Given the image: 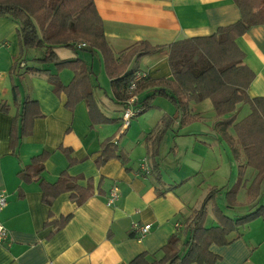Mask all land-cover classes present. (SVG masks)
Masks as SVG:
<instances>
[{
    "label": "crops",
    "instance_id": "obj_1",
    "mask_svg": "<svg viewBox=\"0 0 264 264\" xmlns=\"http://www.w3.org/2000/svg\"><path fill=\"white\" fill-rule=\"evenodd\" d=\"M92 2L104 48L56 46L44 62L34 59L45 48H23L18 24L0 16V192L7 200L0 264H131L140 255L149 264L168 260L172 240L178 257L188 243L198 245L200 260L183 264H264L260 216L234 225L225 243L199 238L193 220L210 189L220 191L205 202L202 229L219 225L218 212L243 217L235 209L260 198L259 206L264 196H247L254 171L246 168L239 181L241 161L216 127L210 100H174L168 63L171 43L236 23L238 7L232 0ZM141 42L156 49L140 54L133 47ZM234 44L251 74L247 95L264 98V24ZM134 71L146 75L138 101L147 108L122 130L112 80ZM36 157L43 158L39 173L31 167ZM144 158L151 171L141 175ZM113 185L119 198L107 207ZM132 223L150 229L138 239Z\"/></svg>",
    "mask_w": 264,
    "mask_h": 264
},
{
    "label": "trees",
    "instance_id": "obj_2",
    "mask_svg": "<svg viewBox=\"0 0 264 264\" xmlns=\"http://www.w3.org/2000/svg\"><path fill=\"white\" fill-rule=\"evenodd\" d=\"M232 1L240 11L239 21L219 28L210 36L171 43L168 47V63L175 87L173 98L178 104L182 97H188L193 102L210 100L217 118L216 127H219V132L226 137L233 158L241 161L239 181L246 168L254 171V177L247 188V196L255 200L260 193L261 183L264 182V98H250L247 95L246 89L251 74L241 65V54L235 47L234 39L250 26L264 24V0ZM0 16H7L18 24V38L23 48H45V54L39 59H34L40 62L53 60L52 48L56 46L76 49L75 43L83 42L86 47L104 48L102 22L92 0H0ZM133 48L140 54H149L156 49L146 42H141ZM133 53L136 54L135 51ZM67 63L61 61L58 64ZM136 72L141 71L124 74L112 80V85L121 95L122 104L125 99L124 91ZM145 80L146 75L136 83L137 95ZM241 105H248L250 112L244 119L236 122ZM146 106L138 101L142 112L146 110ZM230 129L234 134L233 138L227 135ZM42 161V157L32 160L31 167L34 172L39 173L42 170ZM219 191L220 189L216 188L208 191L193 220L200 231V240L216 244L226 242L225 235L235 227L234 225L242 226L258 216L264 218V206L235 221L226 219L218 212L216 216L220 221L219 225L202 229L200 222L204 215L205 202ZM234 195V191L230 192L229 205H232ZM195 240L197 237L193 242ZM175 249L172 240L164 248L168 260L153 261L149 264H183L200 260L196 255L198 245L194 243H188L187 251L182 257L176 255ZM131 264L148 263L140 255Z\"/></svg>",
    "mask_w": 264,
    "mask_h": 264
},
{
    "label": "built area",
    "instance_id": "obj_3",
    "mask_svg": "<svg viewBox=\"0 0 264 264\" xmlns=\"http://www.w3.org/2000/svg\"><path fill=\"white\" fill-rule=\"evenodd\" d=\"M76 49H82L85 48L86 45L83 42H77L75 43ZM144 73L142 72H136L133 75L132 82L128 84L124 91L125 99L122 104V110L120 113L119 122L121 125V129L125 130L129 125L131 120H133L135 117L141 114L142 110L138 107V95L136 93V83L140 81L144 77ZM150 173V167L147 159H143L142 162L139 165L138 174H149ZM119 198V189L116 185H113L107 195L106 198V206L112 207L115 205L116 201ZM6 195L4 192H0V213L6 206ZM131 229L134 233L137 234L138 239H141L144 237V235L149 231L150 225L144 224L139 225L138 223H132ZM6 239V229L5 227L0 223V244Z\"/></svg>",
    "mask_w": 264,
    "mask_h": 264
},
{
    "label": "rangeland",
    "instance_id": "obj_4",
    "mask_svg": "<svg viewBox=\"0 0 264 264\" xmlns=\"http://www.w3.org/2000/svg\"><path fill=\"white\" fill-rule=\"evenodd\" d=\"M260 7V6H259ZM249 112H250V110H249V107L247 106V105H241L240 107H239V110H238V112H237V116H236V122H238V121H241L242 119H244L248 114H249ZM136 118V117H135ZM134 118V119H135ZM132 121V120H131ZM131 123V122H130ZM231 132H232V130H230ZM264 196V191H261L260 193H259V195H258V198L260 197V196ZM222 196V195H221ZM223 197V196H222ZM262 198V197H261ZM260 199V198H259ZM258 199V200H259ZM258 200L256 201V204H252V208H250V209H247V210H244V209H240V208H238V209H235V211H237V212H239V213H237L239 216H245V215H247V214H252V213H254V212H256V210L257 209H259L260 207H261V205H264V201H261V205H257L258 204ZM243 208V207H242ZM234 210V209H233ZM211 216V214H210V212H209V218H211L210 217ZM262 217H264V216H262ZM208 223H209V220L207 221Z\"/></svg>",
    "mask_w": 264,
    "mask_h": 264
}]
</instances>
